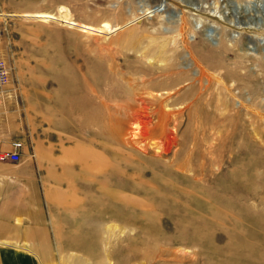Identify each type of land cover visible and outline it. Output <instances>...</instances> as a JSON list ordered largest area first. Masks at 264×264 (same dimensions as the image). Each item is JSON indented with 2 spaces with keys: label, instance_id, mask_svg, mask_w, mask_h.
<instances>
[{
  "label": "rangeland",
  "instance_id": "obj_1",
  "mask_svg": "<svg viewBox=\"0 0 264 264\" xmlns=\"http://www.w3.org/2000/svg\"><path fill=\"white\" fill-rule=\"evenodd\" d=\"M0 55L55 264H264V0H0Z\"/></svg>",
  "mask_w": 264,
  "mask_h": 264
},
{
  "label": "crops",
  "instance_id": "obj_2",
  "mask_svg": "<svg viewBox=\"0 0 264 264\" xmlns=\"http://www.w3.org/2000/svg\"><path fill=\"white\" fill-rule=\"evenodd\" d=\"M4 136L8 141L0 142V152L12 149L13 133ZM23 148L31 153L27 156H36L35 148ZM42 151L48 154L46 148ZM32 161L18 173L4 176L0 192V264H55L59 248L52 207L42 169Z\"/></svg>",
  "mask_w": 264,
  "mask_h": 264
},
{
  "label": "bare ground",
  "instance_id": "obj_3",
  "mask_svg": "<svg viewBox=\"0 0 264 264\" xmlns=\"http://www.w3.org/2000/svg\"><path fill=\"white\" fill-rule=\"evenodd\" d=\"M60 12H61L60 15H55V14H51V13H44V12H38V13H32V14L31 13H25V14H23V16L29 17V18H38V19H41V20L46 21V22L47 21H57V22H60L61 24L68 25L70 27H77L81 31L86 32V33L112 32V31H115V30L122 29L126 25H131L132 24V22H130V23L124 25V26L113 28L108 22H105L102 26L95 27V26H92V25L81 24V23H79L77 21H74L69 16L68 9L65 8V7H61Z\"/></svg>",
  "mask_w": 264,
  "mask_h": 264
},
{
  "label": "built area",
  "instance_id": "obj_4",
  "mask_svg": "<svg viewBox=\"0 0 264 264\" xmlns=\"http://www.w3.org/2000/svg\"><path fill=\"white\" fill-rule=\"evenodd\" d=\"M10 66L8 62L0 55V103L6 93L7 85L10 82ZM23 143L21 141H13L12 149L9 151H2L0 153V161L2 162H19L22 155L21 150Z\"/></svg>",
  "mask_w": 264,
  "mask_h": 264
}]
</instances>
